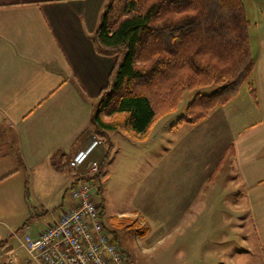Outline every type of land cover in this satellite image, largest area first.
I'll use <instances>...</instances> for the list:
<instances>
[{
  "label": "crops",
  "instance_id": "obj_1",
  "mask_svg": "<svg viewBox=\"0 0 264 264\" xmlns=\"http://www.w3.org/2000/svg\"><path fill=\"white\" fill-rule=\"evenodd\" d=\"M107 1L0 0V215L16 216L6 227L17 238L9 245L0 221V264H43L28 254L24 236H36L72 204L65 200L76 181L68 161L94 140L93 112L119 62L94 41ZM244 6L255 57L249 82L204 120L172 127L179 135L164 156L174 155L158 170V224L187 229L193 246L197 226L214 227L200 245H208L206 264H251L255 247L264 263V0ZM60 156L67 165L57 168ZM218 181L229 185L225 191L216 193ZM135 215L145 225L141 211L128 216ZM122 216L112 214L110 224ZM149 234L148 227L143 238Z\"/></svg>",
  "mask_w": 264,
  "mask_h": 264
},
{
  "label": "trees",
  "instance_id": "obj_2",
  "mask_svg": "<svg viewBox=\"0 0 264 264\" xmlns=\"http://www.w3.org/2000/svg\"><path fill=\"white\" fill-rule=\"evenodd\" d=\"M249 27L243 0H108L94 41L100 53L117 55L119 62L95 106L94 132L105 137L119 130L145 141L186 89L197 92L178 123L204 120L251 78L255 57ZM213 86L211 92L200 91ZM109 150L100 158L96 177L103 173ZM53 165L67 164L60 156ZM113 221L138 227L129 216ZM136 232L145 236L148 228Z\"/></svg>",
  "mask_w": 264,
  "mask_h": 264
},
{
  "label": "rangeland",
  "instance_id": "obj_3",
  "mask_svg": "<svg viewBox=\"0 0 264 264\" xmlns=\"http://www.w3.org/2000/svg\"><path fill=\"white\" fill-rule=\"evenodd\" d=\"M243 1L245 4L246 0ZM213 88L214 86L205 87L200 91L208 93L213 91ZM196 92L197 89H186L177 107L169 113L163 115L154 123L153 129L145 141H134L128 137L131 142L129 143L131 145H129L126 141L128 140L126 139L127 135L119 130H110L106 133L105 137L95 133L94 139L100 140V143L98 144V153H95L92 157L97 159L100 163V158H102L103 154L106 153L107 149H110L109 160L105 163L103 173H100L98 177H96V174H98L100 168L96 173H91L92 171L88 168V166L71 170L75 180L93 177L97 180L98 184L100 183L98 190L94 194V199L99 201L102 205V213L104 214L103 219L108 227V231L110 230L112 232L111 233L109 231L114 238L118 235V241L123 246V249H125L124 254L126 251L128 252L125 254L126 259H129V261L127 259V263L206 264V258L203 257V253H205L208 245H200L203 242V235L206 236L211 234L214 227H206L203 224L197 226L196 236L198 243L196 246H193L194 241L192 240L191 242L190 238L186 236L187 234H185L187 229L186 231H182L180 234V232L176 230L177 227H175L174 223H170L167 227H165L164 224H158L159 220L157 210V195L158 189H160L158 186V170L165 158H168L169 155L171 158L173 157L171 155H174V153H166L167 155L164 156L165 151L168 150L165 146L169 147L171 138L173 139V136L179 135L178 130L174 129L171 133H169V130L180 124L178 123V120L184 114L189 102L195 97ZM156 105L159 106L160 103L158 102ZM188 130L189 129H184L185 132L182 133V136H185ZM122 134H124L125 137H122ZM119 145H122V151L116 156L115 154L118 148H120ZM124 152H127L131 159H127L128 155L124 156ZM115 156L116 158L114 160ZM70 162L71 160L68 162L69 169H73ZM21 172L22 171L18 174H22ZM104 174L106 176V180L101 183V178L105 179ZM19 176L21 175H17V185L20 178ZM221 178L223 180L227 179V177ZM218 182L220 184L216 185V193H218V191H225V187L229 186L227 183L224 184L221 181ZM222 187H224V190H219ZM71 199V196L67 195L65 197L66 201ZM135 211H141L145 225H141L140 217H137L136 215L129 216L137 221L138 227L135 229L131 227L118 226L115 223L112 225L110 224L112 214H122L128 216L135 213ZM15 217L16 216H13V218L9 217V219L14 222ZM21 217V214L17 213V228L15 230L19 229L18 225H21V222H19ZM27 217H29V214ZM42 217H44V215H42ZM10 220L5 218V216L0 215V221L4 223L1 224L5 233L4 239L6 241L8 240L9 245L14 246L17 244V238L11 234L6 227V223H10ZM148 227L150 234L146 238H143L144 236H138V233L136 232L137 229ZM165 228H167V230ZM247 229L249 230L250 227ZM219 230L220 236L226 235L231 237L233 234L229 231V229H221V227H219ZM206 232H208V234ZM183 235L187 238L183 237ZM231 240L235 245L239 243L238 240L236 241L235 236L231 237ZM248 240L253 242L252 238ZM191 243L193 245H191ZM0 244L2 243L0 242ZM246 246H244V248ZM245 251L247 252V250ZM252 252L253 254L250 255L252 257L251 264H264L262 255L258 248L255 247ZM130 256L131 260L129 258Z\"/></svg>",
  "mask_w": 264,
  "mask_h": 264
},
{
  "label": "built area",
  "instance_id": "obj_4",
  "mask_svg": "<svg viewBox=\"0 0 264 264\" xmlns=\"http://www.w3.org/2000/svg\"><path fill=\"white\" fill-rule=\"evenodd\" d=\"M99 143L94 139L76 154L70 162L72 170L88 166L91 173L98 172L100 163L92 154ZM99 184L93 177L76 180L70 191L71 206L36 236L25 234L22 245L31 258L43 264H127L94 199Z\"/></svg>",
  "mask_w": 264,
  "mask_h": 264
}]
</instances>
